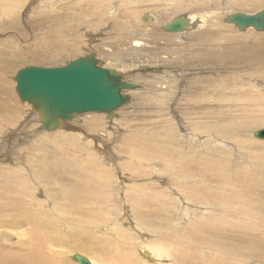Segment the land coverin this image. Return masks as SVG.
Wrapping results in <instances>:
<instances>
[{
    "label": "rangeland",
    "instance_id": "374dc122",
    "mask_svg": "<svg viewBox=\"0 0 264 264\" xmlns=\"http://www.w3.org/2000/svg\"><path fill=\"white\" fill-rule=\"evenodd\" d=\"M262 2L0 0V142L32 107L16 91V73L26 66H64L94 50L102 66L139 85L111 118L82 113L52 131L25 119L15 146L0 156V255L81 264L71 252L90 261L101 250L105 261L104 235L112 233L103 227L129 210L135 226L167 227L165 242L211 217L221 230L212 236L241 253L235 264H263L257 256L264 253V139L254 134L264 127V37L253 33L264 31L225 21L259 12ZM143 13L153 20L144 22ZM191 14L198 20L187 32L164 29L177 17L189 22ZM178 160L191 161L189 170L169 167ZM194 181L207 194L241 188L245 199L200 201L205 195L190 190ZM89 202L97 211L90 220ZM141 228L127 233L137 256ZM206 251L216 254L214 245Z\"/></svg>",
    "mask_w": 264,
    "mask_h": 264
},
{
    "label": "water",
    "instance_id": "95a60500",
    "mask_svg": "<svg viewBox=\"0 0 264 264\" xmlns=\"http://www.w3.org/2000/svg\"><path fill=\"white\" fill-rule=\"evenodd\" d=\"M183 19L175 18L164 29L184 31L190 23ZM143 20H147V16L144 15ZM225 21L241 30L264 31V9L254 14L235 13ZM15 80L20 99L32 104L42 122L41 128L47 131L57 130L64 121L86 112H105L111 118L115 110L130 103L127 92L139 88L116 69L102 66L94 50L64 66H26L16 73ZM254 135L264 139V129ZM73 259L91 264L79 254H74Z\"/></svg>",
    "mask_w": 264,
    "mask_h": 264
},
{
    "label": "bare ground",
    "instance_id": "6f19581e",
    "mask_svg": "<svg viewBox=\"0 0 264 264\" xmlns=\"http://www.w3.org/2000/svg\"><path fill=\"white\" fill-rule=\"evenodd\" d=\"M239 3H241V2H239ZM260 5H261V9H260V11H261V10L264 9V0H263V2ZM245 13L254 14V13H257V12L253 11V12H245ZM144 15L147 16V20H144V22H150L151 19L153 20V18L149 14H146V13H143L141 15L142 20H143V16ZM189 19H190V21L188 22L186 20V22L194 23V22H197L198 17L195 14H191L189 16ZM183 21H185V20L183 19ZM185 31L187 32L188 28H186L184 30V32ZM181 32H183V31H178V32H173V33L180 34ZM253 34H255L257 39H259V38L263 39L262 37H264V32H256V33H253ZM257 41H259V40H257ZM133 45L137 46V45H139V42L135 41ZM116 70L119 71L118 69H116ZM130 92L131 91H128L127 93L129 94ZM25 103H27V105H29L28 102H25ZM29 106H32V104L29 105ZM31 108H30V111L28 112V115H27L28 117L26 116L25 119H29L30 123L31 122L32 123L33 122H38V124H42V122H40V119H39V116H38L37 112L33 109V106ZM120 108H122V107H120ZM86 113H89V114L101 113L102 114V113H105V112H96L95 113L94 111H91V112H86ZM250 118H251V116H250ZM25 119L22 122L23 124H24V122L26 123ZM67 121L68 120H66L64 122H67ZM22 123H21V125H19L18 128L13 129L8 136L6 135L2 139V141L0 142V144H1L0 145L1 146L0 147V156L1 157L4 156V158H5V154L7 153V150L9 149V147H11V146L14 147L15 146V144L17 142V139L19 137V134H21L22 133L21 131H23L22 130V126H24V125ZM27 124H29V123H27ZM243 125H246V122L244 124H241V126L231 127L230 132L233 133V132L241 131L242 128L244 127ZM27 126H29V125H27ZM260 129H264V127L260 128ZM255 140L262 142L259 139H255ZM4 151H6V153H4ZM1 160L3 161V159H1ZM193 161L197 165V167H201L200 162H196L195 160H193ZM167 162H168L169 167L171 169H173L175 167V165H176L179 168H184L185 167L187 169V171L189 170V165L191 164V161L186 162L187 165H185V163H179V160L177 162H172V161H167ZM206 168L209 169V170L212 169V168H209L208 165H206ZM197 171H198V169H197ZM196 172H192L190 177L191 178H193V177L196 178V175H197ZM220 173L222 174L221 171H220ZM243 179H244L243 177L242 178H238L236 180L230 179L229 181H227V183L229 185H233V184H236V183H239V182L243 181ZM134 181H136V179ZM233 181H235L236 183H234ZM132 183L133 182H131V184ZM180 188L183 191L184 186L181 185ZM192 189L194 190V193L196 191L200 195H205L206 197L202 196V198H198V199L200 201H206V203H207V201L211 202L212 199L219 198L222 195H225L226 199H229V196L231 194H234L236 196H240L242 199H245L244 196H242L241 194L238 193V192H243V189H241V188L238 190V192H235L232 189L224 188V189L220 190L219 194H216V195L207 194V193L203 192L202 183L194 181L193 187L192 188L190 187V190H192ZM129 199H130V197H129ZM129 199H128V201H129ZM130 205H131V203H130ZM94 206L95 205L93 203L89 202L88 210H87V212H85V217L87 219L90 218L91 214L97 213V211L94 209ZM131 206L135 207L134 203H132ZM121 207H123V206H121ZM126 208L124 206V210H123V212L121 211L120 214L124 213ZM51 210H53V209H51ZM128 211L126 212L127 214H128ZM80 214L83 215V211L82 210H81ZM125 214L124 215L123 214L120 215L119 216L120 219L117 222H114L113 224L109 223V224H105L104 225V227H103V228H105L104 231L108 230V231H110L112 233L111 235H108V234L104 235L106 237L103 240V242L108 244V246H109V248L107 247V245H106V248L104 247L105 248L104 253L108 254L109 257H107V259L104 261V260H102L101 250L97 251L96 253H98V254H97L96 259L94 257H90L89 256L91 264H139V262L143 261V260H144V262L146 264H149V263H151V264H192V263L193 264H208L209 263L208 261H211L212 262L211 264H235L238 260H241L240 259L241 256H238V254H241V253H239L237 250L231 249V247H227V246L223 245L224 242L217 241L219 239L218 238L215 239L212 236L213 233H214V235H216V233H215L216 231H217V234H221V230L218 229V227L216 226L214 221L211 220V217L210 218L207 217L208 220L205 221L204 223H202L204 225L199 224L197 227L192 225L186 231H184L182 234H177V235L171 237L168 242H165L164 241V235H165V230H166L167 227L159 225V226H157L159 229H157V227H155V230H153L154 228L151 229V226H149V228H147V227L143 228L142 227L143 228L142 229L139 222H135L136 223V226H135L133 224V222H132L133 221L132 220L133 217L131 216L132 218H129ZM48 219L50 220L49 217H48ZM65 219L67 220L68 218L66 217ZM63 221H65V220H63ZM99 221H101V220H99ZM32 222L35 225V227L32 228V229H34V230H38L39 229L40 230V228L37 226V222H35V221H32ZM95 222H97V221L95 220ZM151 224H153V223H151ZM172 224H170V225H172ZM96 225H98V224H96ZM99 225H100V223H99ZM203 226H205L206 230L203 229L204 228ZM138 228H141L143 230L141 232L142 234L140 233L141 234V238L142 237L144 238L140 242V249H141V253L140 254L142 256H137V254H136V249H137L138 246L132 247L133 244L128 245V241H127V239H130V237H129V235H127V233L130 232V235H132V233H135V231H137ZM145 230L151 231V232L153 231V233L147 234L148 232H146ZM206 232H208V234H206ZM54 233L56 235V232H54ZM155 234H158L160 238L153 239ZM28 235H29V233H28ZM29 237H30L31 240H39L38 238H36V236H35V238H34V236L31 237V234H30ZM19 245H21V247H22V244H19ZM209 245H214V249L216 251V254H214V256H211L209 254V252L207 253V251H206V248ZM75 248H77V250L83 249L79 245H77ZM227 248H230V249H227ZM18 252L23 253V251H18ZM70 254L73 257V255L77 254V253L76 252H71ZM206 255H209L208 259H206ZM16 256H17V253H15L14 256L4 253V254L0 255V263L1 264H21V263L28 264L26 262V260H29V259H27L26 255H22V257L24 259L21 260L20 262L15 260ZM257 257L262 259V262H263L264 253H260ZM98 258H101V260H98ZM167 260H168V262H167ZM30 264H33L32 260H31Z\"/></svg>",
    "mask_w": 264,
    "mask_h": 264
}]
</instances>
